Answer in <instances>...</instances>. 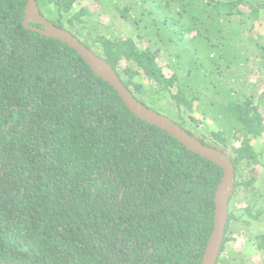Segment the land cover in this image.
<instances>
[{"label": "trees", "instance_id": "16d2710c", "mask_svg": "<svg viewBox=\"0 0 264 264\" xmlns=\"http://www.w3.org/2000/svg\"><path fill=\"white\" fill-rule=\"evenodd\" d=\"M83 2L36 0L135 99L231 158L216 264L248 263L227 250L241 232L264 264V152L252 145L264 134V0ZM26 4L0 0V263L200 264L222 170L134 116L74 49L24 28ZM106 7L131 36L112 37L97 19Z\"/></svg>", "mask_w": 264, "mask_h": 264}, {"label": "water", "instance_id": "95a60500", "mask_svg": "<svg viewBox=\"0 0 264 264\" xmlns=\"http://www.w3.org/2000/svg\"><path fill=\"white\" fill-rule=\"evenodd\" d=\"M30 23L39 24L40 27H33ZM23 27L35 31L42 36L61 41L74 49L89 65L92 72L97 77L107 82L117 92L125 106L134 116L167 132L189 151L216 164L222 170V178L214 194L215 209L213 215V228L206 243L202 261L200 263L216 264L223 244L224 230L228 219L229 200L234 191V168L231 158L224 152L203 145L174 121L157 113L153 109L146 107L135 99L134 96L124 87L115 71L106 61L96 56L71 33L56 27L46 20L45 17L40 15L36 0H27Z\"/></svg>", "mask_w": 264, "mask_h": 264}, {"label": "rangeland", "instance_id": "374dc122", "mask_svg": "<svg viewBox=\"0 0 264 264\" xmlns=\"http://www.w3.org/2000/svg\"><path fill=\"white\" fill-rule=\"evenodd\" d=\"M84 2H83L84 4H81V6L85 5V4L93 3V0H84ZM114 14L115 13H112L108 9V7H106V9L104 11H100L97 13V15H98L97 19H99V21L102 25L107 27L106 29H109L111 31L113 38H114V36L117 38H126L128 36H131L132 31H131L130 27L126 26L124 24V22L121 20V18L116 19L114 17L115 16ZM162 59H164V62H165V56H163ZM257 76L258 75H256L254 78H248V81H249L248 83H250V84L253 83L256 80ZM153 110H155L156 112L160 113L161 115H164L165 117L171 119L172 121H175V118L171 117L167 112L159 110L156 107H153ZM200 129H201V126L199 129H197V131L199 132L198 135H200V133H202V132H200ZM211 129H213V128H211ZM204 136L209 137V133L206 132V134ZM207 141H209V140L207 139ZM252 145L254 146L253 148L256 152H258V151L264 152V134L259 139L253 140ZM262 161L264 164V159ZM258 169H259V166H258ZM263 174H264L263 170L259 171L260 176H262ZM253 229L256 230L255 227H253ZM257 230H259V228ZM243 233L241 232V234H238V240H234L235 235H233L234 236L232 238L233 241L229 243V246H227V250H231L232 254L241 252V255L244 256V260L246 262H248L247 264H258V261L260 260L259 256L257 255L254 247L247 246V243H246L247 240L246 239H248L247 238L248 235L245 232H243Z\"/></svg>", "mask_w": 264, "mask_h": 264}]
</instances>
